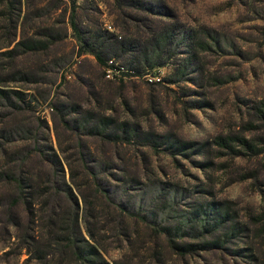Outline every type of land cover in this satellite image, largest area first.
I'll list each match as a JSON object with an SVG mask.
<instances>
[{"label":"rangeland","instance_id":"374dc122","mask_svg":"<svg viewBox=\"0 0 264 264\" xmlns=\"http://www.w3.org/2000/svg\"><path fill=\"white\" fill-rule=\"evenodd\" d=\"M79 230L112 264H264V0H0V264H77Z\"/></svg>","mask_w":264,"mask_h":264},{"label":"trees","instance_id":"16d2710c","mask_svg":"<svg viewBox=\"0 0 264 264\" xmlns=\"http://www.w3.org/2000/svg\"><path fill=\"white\" fill-rule=\"evenodd\" d=\"M74 28L76 30V34L77 37L79 39V41L81 42V45L83 47V51H89L92 52L98 59L99 63L101 65H107V61L108 58H106L104 56V51L103 46H106L105 44H98L95 43H90L89 40H86V38H84L81 35V30L79 29L78 25L74 22L73 23ZM170 36H163L160 37L156 40L155 46H156V52H158L161 49H165L167 48L169 45H171L170 43ZM124 47V45H123ZM126 52V49L124 50ZM117 55L113 54V57H116ZM159 57L160 55L154 59V63L151 62L150 59V54L146 53L145 56V60L146 62L149 64L150 68L154 67V66H162L164 64H162V62H159ZM128 71H134V72H140V68L138 66H131L128 68ZM107 121L108 123L111 121L110 118H106L103 119L102 122ZM125 128L127 127L126 124ZM100 126H94V130L95 131H102L100 130ZM126 130V129H125ZM103 134L104 135H108L111 138L114 139H118V138H122L123 136H119L117 133H107V129L103 130ZM127 132V136L130 137V135L128 134V130ZM225 218V216L222 214V221L220 222V226L216 227L213 229V231L219 229V227H222L223 225H225V222H223V219ZM206 222V221H205ZM75 225H79L78 220L75 222ZM204 227L205 230L209 229V224L208 223H204L202 225ZM237 228H233V231H235ZM234 233V232H233ZM229 238V233H226L223 237H219L217 238L215 241L211 242V243H207V244H198V243H193V242H185L182 244H175L172 241V245L182 254V255H187V253L190 252H195L198 250V248H202L204 249V246L207 245H223V243L226 241V239ZM56 240L54 245H61L62 243H67V246L65 247V249L70 250L71 254L73 255V257H75L76 259V263L78 264H112L110 261H108L105 256L103 255V253L101 252V250L98 249V247L96 245H94L93 243H91L89 240H87L84 235L79 231L77 232H70V231H66L65 236L62 237V240ZM113 264H130L129 262H124L121 260H116L114 261Z\"/></svg>","mask_w":264,"mask_h":264},{"label":"built area","instance_id":"2783aa9c","mask_svg":"<svg viewBox=\"0 0 264 264\" xmlns=\"http://www.w3.org/2000/svg\"><path fill=\"white\" fill-rule=\"evenodd\" d=\"M109 71H111V70H109ZM109 74H108V76L110 77L111 76V73L110 72H108Z\"/></svg>","mask_w":264,"mask_h":264}]
</instances>
